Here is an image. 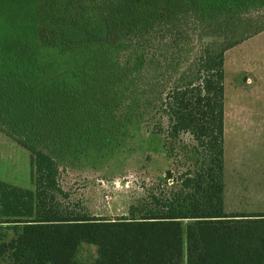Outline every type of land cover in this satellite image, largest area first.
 <instances>
[{"label": "trees", "instance_id": "trees-1", "mask_svg": "<svg viewBox=\"0 0 264 264\" xmlns=\"http://www.w3.org/2000/svg\"><path fill=\"white\" fill-rule=\"evenodd\" d=\"M57 5V6H56ZM0 0V132L32 189L0 181L7 264H264V213L224 208V55L264 31V0ZM145 125L171 160L110 220L61 208L57 159L91 129ZM95 246L91 263L75 259Z\"/></svg>", "mask_w": 264, "mask_h": 264}, {"label": "rangeland", "instance_id": "rangeland-1", "mask_svg": "<svg viewBox=\"0 0 264 264\" xmlns=\"http://www.w3.org/2000/svg\"><path fill=\"white\" fill-rule=\"evenodd\" d=\"M56 2L40 0L41 14L52 13ZM162 143L145 125L115 135L91 129L57 159L61 208L110 220L127 216L171 167ZM223 147L226 213H264V31L224 55ZM0 181L33 188L29 152L1 132ZM20 228L0 224V245ZM96 257L95 246L82 243L75 259L91 263ZM8 262L0 256V264Z\"/></svg>", "mask_w": 264, "mask_h": 264}]
</instances>
